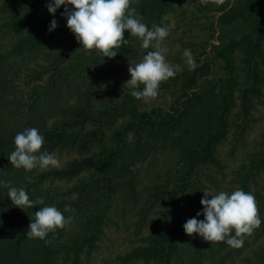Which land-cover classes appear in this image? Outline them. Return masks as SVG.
Returning <instances> with one entry per match:
<instances>
[{
	"label": "trees",
	"instance_id": "16d2710c",
	"mask_svg": "<svg viewBox=\"0 0 264 264\" xmlns=\"http://www.w3.org/2000/svg\"><path fill=\"white\" fill-rule=\"evenodd\" d=\"M49 2L0 0V10L7 16L2 28L16 35L11 47L0 52V180L24 188L31 200H44L43 205L22 210L8 198V187L0 186V264H82L83 256L99 245L114 196L124 188L126 197L135 199L137 173L143 161L159 151L168 150L178 158V188L168 206L180 219L187 201L181 193L193 184L201 167L216 162L214 153L227 135L238 86L244 85L241 107L248 118L251 95L264 82V0H233L221 10L220 24L225 29L233 26L214 45L215 58L226 68L224 78H209L208 62L191 73L176 71L159 87L169 89L181 82L185 93L171 108L150 113L138 110L141 99L131 95L132 89L124 92L119 86L101 85L142 55L140 40L125 30L127 44L116 49L115 57L103 58L98 50L81 47L62 15L64 6L52 14ZM168 2L140 0L131 7L151 29L161 23ZM53 19L57 27L49 31ZM238 51L242 52V80L235 73ZM143 87L140 84L138 90ZM119 118L126 119L106 137L113 127L107 125ZM30 127L44 137L40 151L78 149L81 156L49 170L12 166L7 157L15 149L14 137ZM259 165L264 168L263 160ZM73 178L75 183H67ZM242 180L246 189L247 179ZM57 181L66 184L51 183ZM46 205L56 206L70 222L49 232L47 243L28 239L31 217ZM65 205L71 210L65 212ZM148 215L146 208L140 210L134 223L137 234L148 224ZM167 218L168 214L153 222L151 233L119 255L118 264H202L223 249L220 259L226 261L249 244L245 236L239 248L205 241L195 233L183 238V222H165ZM260 257L264 260V252Z\"/></svg>",
	"mask_w": 264,
	"mask_h": 264
},
{
	"label": "rangeland",
	"instance_id": "374dc122",
	"mask_svg": "<svg viewBox=\"0 0 264 264\" xmlns=\"http://www.w3.org/2000/svg\"><path fill=\"white\" fill-rule=\"evenodd\" d=\"M138 1L140 0H131L130 6ZM232 3L233 0H222V2L219 0H169L163 16L166 18L163 19V26H167L169 34L161 42V47L167 49L164 54L166 62L177 68L179 72L189 73L208 62L211 64L209 78L215 81L221 77L224 78L227 74L226 68L222 61L215 58L214 45L219 44L224 32H231L233 29V26L225 29L218 19L221 10ZM6 20V14L0 10V52L10 48L16 38L15 34H10L2 28ZM185 49H189L192 53L194 68L190 69L186 58L183 57ZM153 50L155 49L151 46L144 49L139 58L131 61L123 70L105 80L101 85L119 86L124 89V92H129L131 87L126 84L130 79L129 65L141 62L143 56ZM241 57L242 52L238 51L235 73L240 74L239 80L243 79ZM261 69L264 75V61ZM243 87L244 85H239L236 90L237 105L228 119L227 135L214 153L216 162L201 167L192 179L193 184L186 192L181 193V198L187 201L183 202L180 219L176 217L174 209L168 206L173 191L178 188L175 177L178 158L168 150L159 151L143 161L137 173L135 199L131 196L127 198L124 188L114 196V203L109 210V218L98 242L99 245L91 255L83 256L82 264H118V256L142 243L141 237L151 233L152 223L163 215L168 214L165 222H183L184 224L187 219L195 217L196 213L202 209L200 201L204 196L203 190H208L214 195L220 191L231 193L237 188L254 195L262 222L259 227L253 229L251 235H244L249 244L240 253L226 261H221L223 249L216 256L205 258L202 264H264V260L260 257L264 252V168L262 169L259 165L262 160L264 162V82L260 84L259 92L251 95L248 118L243 115L241 107L240 89ZM157 91L158 94L155 97L140 100L139 111L150 113L155 109L171 108L185 93V86L179 82L177 86L169 89L158 87ZM125 119L119 118L118 121L107 125L109 128L113 127L107 131L106 137L112 135L114 129L124 123ZM99 137H101L100 134L97 138ZM54 155L59 161V167H63L72 159L80 157L81 153L78 149H61L55 151ZM51 168L56 167L50 166L44 170ZM243 178L247 179L246 189L242 186ZM76 181L77 179L73 178L67 183L72 184ZM51 183L66 184L64 181ZM155 186H159L157 193ZM152 193L157 195L151 201L149 198L152 197ZM211 194L208 196L209 199ZM142 208H146L149 212L148 224L137 234L134 223L139 220ZM203 218V215L197 217L198 220ZM187 236L189 235L183 231V238ZM133 264L144 263L137 261Z\"/></svg>",
	"mask_w": 264,
	"mask_h": 264
},
{
	"label": "clouds",
	"instance_id": "9594fccd",
	"mask_svg": "<svg viewBox=\"0 0 264 264\" xmlns=\"http://www.w3.org/2000/svg\"><path fill=\"white\" fill-rule=\"evenodd\" d=\"M130 5L131 0H50L47 9L49 13L55 14L58 8L64 6L62 15L66 17L67 27L81 47L85 50L96 49L102 53L103 58L115 57L116 49L127 44L128 41L123 38L125 30L140 40L142 48L153 47L155 50L148 51L141 62L129 65L130 79L126 82L132 89V96L146 99L155 97L160 82L174 77L177 68L166 62L164 54L167 49L161 47V42L169 34L167 26H163V19L166 18H162L160 25L153 24L149 29ZM56 27L57 22L53 19L48 30L52 31ZM183 57L190 69L195 67L189 49L184 50ZM140 84L144 87L138 90ZM13 142L15 149L7 157L12 166L25 171L59 167V161L53 153L40 151L44 137L37 128L30 127L18 132ZM0 186L8 187V198L22 210L44 204L42 198L31 200L24 188L11 186V181L0 180ZM203 191L204 196L200 201L203 207L195 217L187 219L182 225L185 233H195L205 241L225 242L234 248L241 247L244 242L242 237L251 235L253 229L262 222L254 195L239 188L231 193L220 191L214 195L208 190ZM70 210V206L65 205L64 211ZM201 215L204 218L198 220L197 217ZM69 222L70 218H66L56 206L40 207L30 219L26 237L38 238L47 243L45 238L49 232L64 228ZM233 230L234 235H231Z\"/></svg>",
	"mask_w": 264,
	"mask_h": 264
}]
</instances>
